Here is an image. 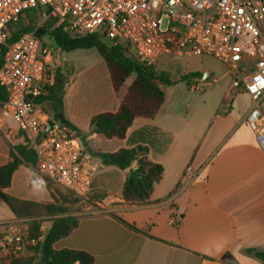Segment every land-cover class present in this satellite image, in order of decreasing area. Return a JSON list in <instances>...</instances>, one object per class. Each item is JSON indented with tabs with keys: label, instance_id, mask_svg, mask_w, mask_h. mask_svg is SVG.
<instances>
[{
	"label": "crops",
	"instance_id": "1",
	"mask_svg": "<svg viewBox=\"0 0 264 264\" xmlns=\"http://www.w3.org/2000/svg\"><path fill=\"white\" fill-rule=\"evenodd\" d=\"M66 54L59 68L66 79L63 119L84 134L92 117L117 112L130 81L115 93L107 66L96 50ZM161 58L154 65L157 72L174 77L196 72L201 79L195 83L214 77V66L207 63V56L180 57L157 70ZM225 69L205 84L207 91H191L194 82L166 86L156 115L135 118L123 139H105L98 134L79 138L92 154V193L104 197L89 203L94 210L89 205L84 213L66 214L75 217L78 224L54 243L55 251L84 252L92 257V264H231L221 260L225 254L235 264H263L247 251L264 248V148L246 122L249 97L229 94L232 77ZM261 111L264 114V105ZM53 114L38 106L40 123ZM17 145H25L17 124L0 117V167L9 162L11 147ZM136 146L146 147L149 161L162 167L161 179L143 205L122 200L129 169L103 166L97 156ZM189 164L196 171L195 178L181 186V176ZM63 192L46 186L34 166L22 162L10 185L0 189V233L4 226L20 222L29 228V220L16 218L2 195L65 208ZM56 217L60 216L42 217L37 236L44 238ZM25 257H34L32 264L37 263L32 248L13 259ZM10 261L0 251V264Z\"/></svg>",
	"mask_w": 264,
	"mask_h": 264
},
{
	"label": "built area",
	"instance_id": "2",
	"mask_svg": "<svg viewBox=\"0 0 264 264\" xmlns=\"http://www.w3.org/2000/svg\"><path fill=\"white\" fill-rule=\"evenodd\" d=\"M28 13L31 30L8 43L12 27ZM56 32L70 39L97 35L146 66L163 55L213 58L232 77L229 94L248 95L246 122L264 148V0H0V89L7 95L0 117L15 121L49 188L86 203L94 171L92 154L71 129L55 122L45 132L46 122L38 120L35 100L53 85L61 65L51 39ZM190 90L202 91L200 83ZM195 175L187 165L179 184H191ZM1 229L0 251L10 259L43 240L30 238L23 222Z\"/></svg>",
	"mask_w": 264,
	"mask_h": 264
},
{
	"label": "trees",
	"instance_id": "3",
	"mask_svg": "<svg viewBox=\"0 0 264 264\" xmlns=\"http://www.w3.org/2000/svg\"><path fill=\"white\" fill-rule=\"evenodd\" d=\"M34 21L32 14L28 13L25 19L17 22L8 38L12 43L20 36L31 30ZM42 35V32L39 34ZM52 42L57 50L61 52H72L77 50L94 49L104 60L113 90L115 93L123 86L128 78L133 77L130 86L120 101L116 113L98 114L91 118L89 130L82 133L69 122L64 120V126L71 129L76 137L98 134L105 139H123L133 120L137 117L153 118L164 100V88L177 83L184 82L187 86L199 81L201 74L189 73L180 77H174L164 72H157L154 66H146L143 63L126 56L122 46H110L102 41L97 35H89L78 39H70L58 32L51 35ZM3 53L0 55V65ZM66 79L60 69L56 70L54 83L50 86L44 96L38 97L35 102L38 106L49 104L50 111L54 114L62 112V94ZM7 99L6 92L0 89V106ZM97 156L103 166H112L120 170H126L135 165V173L140 177L135 181L127 177L122 188L121 197L126 203L143 205L147 203L153 187L159 182L162 175V167L153 164L148 159V149L144 146H136L131 149H120L114 153H99ZM35 154L28 145H17L11 147L10 160L0 167V189L10 185L11 176L22 162L35 165ZM101 193H91L88 201L103 198ZM2 199L11 212L18 219L29 220L30 238H36L44 216H60L52 220V225L42 242L32 248L37 256L36 264H92V257L84 252L72 250L55 251L54 243L68 236L78 224L75 217L66 215L68 211L62 205H41L2 195ZM78 201V200H77ZM133 229V228H132ZM256 259L264 264V248L259 250H248ZM34 257L11 259L10 264H32Z\"/></svg>",
	"mask_w": 264,
	"mask_h": 264
},
{
	"label": "rangeland",
	"instance_id": "4",
	"mask_svg": "<svg viewBox=\"0 0 264 264\" xmlns=\"http://www.w3.org/2000/svg\"><path fill=\"white\" fill-rule=\"evenodd\" d=\"M47 40H45L46 42ZM53 52L54 54L56 55L55 58L57 60V62L59 63H64L65 62V59L67 57V54L65 52H61L59 50L56 49V47L54 46L53 44ZM69 53V52H68ZM174 59H180V57H173V55H163L162 58L158 61L157 63V66H156V69L159 70V69H164L166 68L167 66L170 65V63L174 60ZM208 61L207 63L210 65L211 63L213 64L214 66V77H212L209 81H211L212 79H215L219 76H221L223 74V72H225V66L223 64H221L220 62L214 60L213 58L209 57L207 58ZM207 63H205L207 65ZM133 77H130L128 78V81H132ZM209 81L207 82H201L200 83V88H202V90L205 88V91H207L209 89V87H205V84L208 83ZM226 81V80H224ZM222 83V81L220 82ZM199 94H202V93H199ZM41 108V111L42 112H48L50 110V106L49 104H43L40 106ZM61 199H62V202L65 203L66 207L65 209L70 212V213H84V211H86V209L88 208L89 205L92 206V210L95 209V207H93L92 204H87V203H82L80 201H77L76 199H74L73 197H71L70 195H68L66 192H63V194H61ZM75 207V208H73Z\"/></svg>",
	"mask_w": 264,
	"mask_h": 264
},
{
	"label": "water",
	"instance_id": "5",
	"mask_svg": "<svg viewBox=\"0 0 264 264\" xmlns=\"http://www.w3.org/2000/svg\"><path fill=\"white\" fill-rule=\"evenodd\" d=\"M55 122H59L60 124H64V119L61 117L60 114H53L52 118L46 122L45 132H48L51 129V127L55 124ZM135 170H136L135 165L130 167L128 170V177L132 178L135 181H139L140 177L135 173ZM221 260L224 262H227V263L235 264L234 260L232 259V257L229 254H225ZM41 262L43 264L47 263L45 259H42Z\"/></svg>",
	"mask_w": 264,
	"mask_h": 264
}]
</instances>
